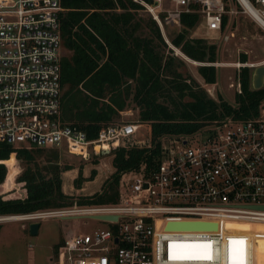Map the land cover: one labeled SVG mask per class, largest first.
Wrapping results in <instances>:
<instances>
[{
  "label": "built area",
  "instance_id": "2783aa9c",
  "mask_svg": "<svg viewBox=\"0 0 264 264\" xmlns=\"http://www.w3.org/2000/svg\"><path fill=\"white\" fill-rule=\"evenodd\" d=\"M245 1L253 13L244 0H131L138 8L129 10L148 15L170 44L167 30L182 29L184 15L194 14L196 26L204 23L222 34L241 9L264 31V0ZM63 11L60 0H0V143L55 149L84 161L110 155L116 146L150 147L149 139H134L141 129L134 123L104 128L90 141L61 122ZM230 37L232 32L223 39ZM258 66L264 60L237 69ZM236 79L228 87L241 94L238 74ZM212 125L205 133L163 138L158 164L130 172L136 178L118 188L114 204L75 203L23 215L26 221L51 216L103 224L90 233L67 234L53 264H256L257 236L228 225H264V98L257 116ZM11 156L16 168V153Z\"/></svg>",
  "mask_w": 264,
  "mask_h": 264
},
{
  "label": "trees",
  "instance_id": "16d2710c",
  "mask_svg": "<svg viewBox=\"0 0 264 264\" xmlns=\"http://www.w3.org/2000/svg\"><path fill=\"white\" fill-rule=\"evenodd\" d=\"M60 1L64 9L60 18L61 122L84 132L88 140H95L100 130L117 124L115 119L126 109V101L131 97L139 110V121L150 128L148 136L141 132L143 139H149L150 147L116 146L110 153L114 172L104 182L100 193L80 198L78 205L116 203L121 176L138 172L141 168L148 171L156 166L162 157L161 140L165 137H189L226 118L238 121L257 116L264 88H251L249 68H241L238 73L241 94H235L234 105L221 96L215 101L196 82L171 71L172 58L164 57L158 49L159 45L165 46L158 27L151 19L144 26L142 20L135 19V13L129 9L136 10L138 6L131 0ZM118 8L122 11L116 12ZM197 22L196 15H184L183 28L171 44L195 62L215 63L214 45L187 37ZM225 23L224 18L223 29ZM144 27L151 37L141 36ZM63 51L69 54H63ZM240 59L242 63L247 62L245 54H241ZM198 73L205 84L216 83L215 67L199 66ZM167 74L172 78L169 79ZM46 151L49 154L42 164L38 160ZM13 152L23 164L16 179L23 195L6 199L1 194L14 191V188H4L8 173L6 162L15 164L14 157H9ZM58 153L60 151L55 149H13L0 143V217L73 205L71 197L62 191L61 177L73 168L61 166ZM96 175L97 171L93 169L85 178L79 169L73 180L74 188L80 189L84 182L93 181ZM11 183L12 177L8 185ZM228 227L244 232L250 228L246 233H264V225H256L253 229L254 226L248 223H234ZM256 243L258 264H264V236ZM59 246L60 243L56 250ZM229 259H235L233 251H230Z\"/></svg>",
  "mask_w": 264,
  "mask_h": 264
},
{
  "label": "rangeland",
  "instance_id": "374dc122",
  "mask_svg": "<svg viewBox=\"0 0 264 264\" xmlns=\"http://www.w3.org/2000/svg\"><path fill=\"white\" fill-rule=\"evenodd\" d=\"M135 19H140L143 26L151 19L148 15L138 12L135 13ZM182 29H168L167 37L170 45H159L158 49L164 57L171 59V71L176 72L182 76L196 82L200 89L215 101H218V96H221L224 101L234 105L235 91L230 89V83L236 84V77L240 69H237L241 61V54L246 55L247 64H259L264 60V31L246 14L238 13L232 16L230 26L220 33L209 31L204 23L198 24L195 28L188 31L187 37L191 39H202L207 45H214L216 47V62L222 66L215 67L216 69V83L214 86L205 84L204 80L198 73V63L187 58L183 53L178 52L171 44V40L181 32ZM233 33V37L224 40L223 36ZM141 36L151 37V33L144 27L140 31ZM63 54H69L63 51ZM252 74L253 69H250ZM171 74H167L169 79ZM188 81V82H189ZM208 90L209 93H208ZM175 96V95H174ZM188 101V99H185ZM161 102H166L161 100ZM126 109L122 111L115 123L130 122L140 125L141 129L135 136V140H141V132L150 133V128L147 124H142L139 121V110L136 104L130 99L126 101ZM213 125H208L201 133L211 128ZM167 138H165L166 140ZM49 152H44L38 160L44 164ZM58 162L61 166L69 165L73 169L63 173L62 177V191L64 194L71 197L73 205L77 203L80 198L89 197L95 193H100L104 182L109 179L114 172L111 165V156H100L90 161H84L81 157L69 155L65 152H60ZM18 167V168H17ZM17 170L21 173L23 164L17 161ZM82 169V174L85 178L89 177L91 170H96L97 175L93 181L84 182L80 189L73 186V180L77 177L78 170ZM19 173V174H20ZM19 176V175H18ZM136 178L135 173H127L122 176L119 190H124V183L132 182ZM22 194L21 185L15 180L14 191L7 195L1 194V197L6 199L16 198ZM54 209L44 210L42 212H50ZM38 222L40 229L35 235L29 232V225ZM103 224L87 219L66 220L59 218H46L33 221H9L5 223L0 222V264H53V260L57 256L56 245L62 243L65 236L69 233L86 234L94 227H101ZM258 246L255 247V261L258 264Z\"/></svg>",
  "mask_w": 264,
  "mask_h": 264
},
{
  "label": "bare ground",
  "instance_id": "6f19581e",
  "mask_svg": "<svg viewBox=\"0 0 264 264\" xmlns=\"http://www.w3.org/2000/svg\"><path fill=\"white\" fill-rule=\"evenodd\" d=\"M244 3H245V7L247 9V12L248 13H253V10L250 8V6L246 3V1L244 0ZM248 15V14H247ZM170 45V44H169ZM194 62V61H193ZM197 64V62H195ZM6 165L8 167V173H7V179H6V182L4 183V188L5 190H10V189H13L14 186H15V178L17 177L18 175V171L17 169L15 168V164H12V163H9V162H6ZM12 177V183L10 185H8V182H9V178ZM45 218H48V217H51V216H44ZM28 218L24 217L23 215H20V216H8V217H0V222L1 223H5V222H9V221H15V220H19V221H26ZM39 217H33V220H38ZM251 225V224H249ZM251 226H254L253 229H255L256 225H251ZM250 231V228H248L246 230V232H249ZM252 234L256 235L257 238H256V242H257V239L264 236V233L261 232V233H257V232H253Z\"/></svg>",
  "mask_w": 264,
  "mask_h": 264
},
{
  "label": "water",
  "instance_id": "95a60500",
  "mask_svg": "<svg viewBox=\"0 0 264 264\" xmlns=\"http://www.w3.org/2000/svg\"><path fill=\"white\" fill-rule=\"evenodd\" d=\"M264 86V66H258L253 69L251 74V88L253 90H260ZM103 219V218H102ZM39 224L38 222L31 223L29 225V232L32 235L38 233Z\"/></svg>",
  "mask_w": 264,
  "mask_h": 264
},
{
  "label": "crops",
  "instance_id": "0c3cea01",
  "mask_svg": "<svg viewBox=\"0 0 264 264\" xmlns=\"http://www.w3.org/2000/svg\"><path fill=\"white\" fill-rule=\"evenodd\" d=\"M211 86H214V85H211ZM111 159H112V157H111ZM112 170H113V168H112ZM39 229H40V226H39V228H38V232H39Z\"/></svg>",
  "mask_w": 264,
  "mask_h": 264
},
{
  "label": "snow or ice",
  "instance_id": "6c2138e0",
  "mask_svg": "<svg viewBox=\"0 0 264 264\" xmlns=\"http://www.w3.org/2000/svg\"><path fill=\"white\" fill-rule=\"evenodd\" d=\"M205 258H207V257H205Z\"/></svg>",
  "mask_w": 264,
  "mask_h": 264
}]
</instances>
